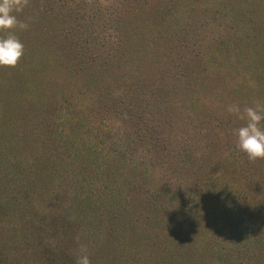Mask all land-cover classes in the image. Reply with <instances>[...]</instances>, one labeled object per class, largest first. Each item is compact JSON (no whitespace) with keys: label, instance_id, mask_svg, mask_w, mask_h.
<instances>
[{"label":"trees","instance_id":"16d2710c","mask_svg":"<svg viewBox=\"0 0 264 264\" xmlns=\"http://www.w3.org/2000/svg\"><path fill=\"white\" fill-rule=\"evenodd\" d=\"M14 14L27 28L0 68V264H76L81 246L90 264L159 262L151 239L177 264H264V159L235 149L227 110L264 107V0Z\"/></svg>","mask_w":264,"mask_h":264},{"label":"clouds","instance_id":"9594fccd","mask_svg":"<svg viewBox=\"0 0 264 264\" xmlns=\"http://www.w3.org/2000/svg\"><path fill=\"white\" fill-rule=\"evenodd\" d=\"M26 0H0V68L15 67L23 56L24 45L14 29L24 30L27 24L19 21L14 13L25 6ZM228 112L242 121L234 129L235 149L249 160L264 159V107L228 106ZM76 264H90L86 248L81 246Z\"/></svg>","mask_w":264,"mask_h":264},{"label":"rangeland","instance_id":"374dc122","mask_svg":"<svg viewBox=\"0 0 264 264\" xmlns=\"http://www.w3.org/2000/svg\"><path fill=\"white\" fill-rule=\"evenodd\" d=\"M148 244H149V249L150 250L152 249L151 248V244H155L154 246L156 248L163 249V253H165V258H164L165 260L161 259L160 257L157 256L158 258L161 259V261H159V262H166L165 264H177L176 261L180 259L179 257H174V256L172 257L170 255V253L171 254L175 253L176 246H177L176 244H173L171 241H168V240H161V241L154 240V241H152V239H151V240L148 241ZM151 258H153V257H151ZM140 259H142L141 261H143L142 257H140ZM159 262L157 260H154V261L152 260L150 263H146V264H159ZM96 264H111V262L110 261L101 262V258H100V259H98ZM142 264H144V263H142Z\"/></svg>","mask_w":264,"mask_h":264}]
</instances>
